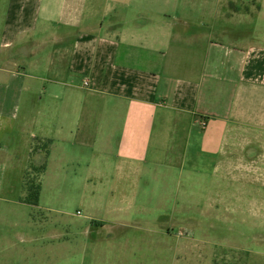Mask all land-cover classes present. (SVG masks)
<instances>
[{"label":"crops","instance_id":"crops-1","mask_svg":"<svg viewBox=\"0 0 264 264\" xmlns=\"http://www.w3.org/2000/svg\"><path fill=\"white\" fill-rule=\"evenodd\" d=\"M175 2L159 0L160 14L171 16ZM154 6L0 0V180L18 141L27 149L37 132L50 141L46 174L82 164L85 182L118 184L141 165L185 162L197 126L208 136L264 135V32L252 19H154ZM230 14L264 21V0ZM28 102L34 115L24 112ZM39 117L51 120L49 132Z\"/></svg>","mask_w":264,"mask_h":264},{"label":"rangeland","instance_id":"rangeland-1","mask_svg":"<svg viewBox=\"0 0 264 264\" xmlns=\"http://www.w3.org/2000/svg\"><path fill=\"white\" fill-rule=\"evenodd\" d=\"M152 1L154 19H252L264 32L257 15L230 14L250 0H179L167 17ZM227 99L224 92L222 108ZM24 108L36 113L29 102ZM38 121L51 130V120ZM252 131L208 136L197 126L185 162L141 165L122 184L85 182L82 164L58 163L39 174L33 166L43 164L46 142L39 132L27 149L18 141L0 180V264H264V135ZM31 145L43 149L32 159ZM27 155L40 160L23 164ZM28 179L42 185L38 206L24 203Z\"/></svg>","mask_w":264,"mask_h":264},{"label":"trees","instance_id":"trees-1","mask_svg":"<svg viewBox=\"0 0 264 264\" xmlns=\"http://www.w3.org/2000/svg\"><path fill=\"white\" fill-rule=\"evenodd\" d=\"M42 142H46V148H45V157L43 158V164L39 167H37L36 165H34V169H38V173L39 174H42L46 171V168H47V159H48V155H49V143L50 141L48 140H42L40 143ZM39 145V144H38ZM42 147L39 146L37 149H36V146H32V153H36V152H40L42 153ZM35 161V159H34ZM32 163H35V162H32ZM28 181V182H27ZM24 185L28 191V195H27V198L25 199L24 203L26 204H29V205H33V206H38L39 204V201H40V195H41V191H42V185L41 183H34L32 181H30V179H28Z\"/></svg>","mask_w":264,"mask_h":264},{"label":"built area","instance_id":"built-area-1","mask_svg":"<svg viewBox=\"0 0 264 264\" xmlns=\"http://www.w3.org/2000/svg\"><path fill=\"white\" fill-rule=\"evenodd\" d=\"M85 85L88 86V82H86ZM201 125H202V127H205L206 126V123L205 122H202Z\"/></svg>","mask_w":264,"mask_h":264}]
</instances>
